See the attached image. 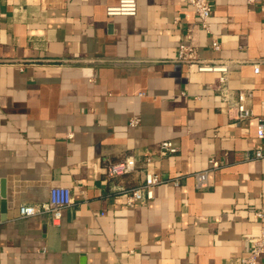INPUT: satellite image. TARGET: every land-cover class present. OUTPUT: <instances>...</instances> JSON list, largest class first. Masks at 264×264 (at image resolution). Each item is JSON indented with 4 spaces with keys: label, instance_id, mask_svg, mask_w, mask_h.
Here are the masks:
<instances>
[{
    "label": "crops",
    "instance_id": "1",
    "mask_svg": "<svg viewBox=\"0 0 264 264\" xmlns=\"http://www.w3.org/2000/svg\"><path fill=\"white\" fill-rule=\"evenodd\" d=\"M116 3L0 0V264H264V253L241 262L264 228V159L247 158L255 119L235 118L248 88L264 116V62L253 68L264 0H215L209 30L188 0H137L134 16H108ZM180 44L233 66L226 101L204 88L219 72L179 62ZM163 140L178 151L160 156ZM131 152L179 184L127 205L102 180V158ZM210 160L218 167L197 190L192 174ZM52 186L72 191L58 225L19 217Z\"/></svg>",
    "mask_w": 264,
    "mask_h": 264
},
{
    "label": "built area",
    "instance_id": "2",
    "mask_svg": "<svg viewBox=\"0 0 264 264\" xmlns=\"http://www.w3.org/2000/svg\"><path fill=\"white\" fill-rule=\"evenodd\" d=\"M215 0H188L189 4L196 12L198 23L201 29L209 30V17L212 11V5ZM137 0H117V3L106 8V14L134 16L137 13ZM214 49L220 47L216 40L212 41ZM177 60L183 63H198L199 71H215L219 72L213 83L205 85V89L213 91L220 95L223 100H227L230 91L228 87V72L233 67L225 63H204L199 60L196 54V47L180 44L177 52ZM264 59L255 61L253 68L255 72L259 71V65ZM236 104L235 118L237 120L255 119V132L259 143L248 154L247 158L264 159V116L257 115L249 105L252 97L251 89H239L235 93ZM136 120H131V124H136ZM178 151V146L171 140H163L159 144V155L163 156L168 153ZM146 156L149 161L151 157L147 153H128L125 155H117L115 157L105 156L102 158L103 173L102 180L108 186L112 185V189L117 195L125 198L127 205H136L143 203L145 200L153 197L154 187L164 183L179 184V177L174 179H165L159 173L150 171L148 168L137 166L140 156ZM218 167L216 160H210L209 167L204 170L197 171L192 174L194 185L197 190H203L208 185L209 172ZM129 179V180H126ZM128 181V183H126ZM105 202V200H103ZM73 204L72 191L66 186H52L46 202L39 204L21 203L18 206V215L21 218L32 217L38 214L47 215L52 225H58L62 218L63 209L71 207ZM262 217V214H258ZM251 249L248 256L241 259L242 263H254L255 260L264 253V228L260 235L250 239Z\"/></svg>",
    "mask_w": 264,
    "mask_h": 264
},
{
    "label": "water",
    "instance_id": "3",
    "mask_svg": "<svg viewBox=\"0 0 264 264\" xmlns=\"http://www.w3.org/2000/svg\"><path fill=\"white\" fill-rule=\"evenodd\" d=\"M0 197L2 198V201H0V209L2 212H5V197H6V193H5V190H4V184H3V181H1V187H0ZM66 209H63L62 211V216L63 214L65 213ZM3 218V216H2Z\"/></svg>",
    "mask_w": 264,
    "mask_h": 264
}]
</instances>
